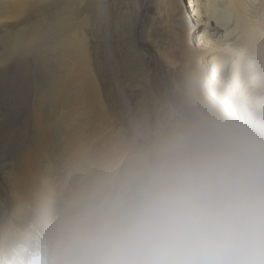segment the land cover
<instances>
[{"label": "clouds", "instance_id": "9594fccd", "mask_svg": "<svg viewBox=\"0 0 264 264\" xmlns=\"http://www.w3.org/2000/svg\"><path fill=\"white\" fill-rule=\"evenodd\" d=\"M0 264H264V131L134 136L73 162Z\"/></svg>", "mask_w": 264, "mask_h": 264}, {"label": "bare ground", "instance_id": "6f19581e", "mask_svg": "<svg viewBox=\"0 0 264 264\" xmlns=\"http://www.w3.org/2000/svg\"><path fill=\"white\" fill-rule=\"evenodd\" d=\"M69 1L0 0V82L14 86L20 74L7 72L10 69L20 71L24 55L32 50L36 51L46 36L48 42L45 47L50 60H58L61 57L63 61L61 79L57 75V80L50 78L51 83L48 80V84L46 83L48 86H44V83L40 86L41 78L33 80L41 81L37 84L38 90L32 97L37 99L42 107L41 105L38 107V103L34 102L32 110L30 109L34 111V115L38 111L40 113L42 109L56 114L55 118H59L58 125L52 123L50 125L52 127L45 129L47 128L44 127L45 123L43 126L39 123L36 125L38 130L34 139L31 138L33 141H13V137L12 141H0V253L7 249L17 226L38 211L52 196L73 162L103 151L98 145L92 142L88 145L86 141V127L95 120L93 118L102 107V103L98 101L100 90L91 71L73 77L70 53L76 45L84 48L86 39L83 31L77 39L73 35ZM88 1H82L81 10L85 13L88 12ZM103 1L97 2L101 13ZM188 2H193L192 11H195V17L197 16L195 22L207 25L206 42L213 40V44L220 46L217 48L220 55L214 58V66L225 63L228 57L232 69L227 73L234 82L238 78L243 79L241 83L244 91L243 94L236 95L240 98L234 104L237 112H229L224 105L214 101L215 98L223 103L224 95L214 86L204 84V79H200L204 75L196 74L195 78L186 84V100L193 101L202 113L193 109L194 111H191L193 123H183V130H201L209 127V124L227 123L264 131V107L257 110L256 115H249L247 120L241 118L245 113L243 107L253 105V99L259 97L257 100H261L262 106L264 104V0H188ZM155 5L160 6L158 25L169 32L173 45L180 46L178 49L181 57L186 62H197L203 54L198 47H202L205 42L198 39V47L191 46L189 33L193 28V21L182 11L186 5L180 0H159L155 1ZM91 18L86 15L85 23L81 21V25L83 27L89 25V29L93 30L94 18ZM162 56L164 58V55ZM54 67L48 66L49 71L55 73ZM215 71L217 76H223L226 68H214L213 74ZM130 79L133 82L141 80L134 72H130ZM15 95L21 96L20 93ZM231 97L233 101L234 96ZM1 100L0 126L10 114L7 112L8 101L5 98ZM25 103L22 100L21 105ZM123 116L128 118L130 111L127 109ZM158 116L156 111L150 114L149 121L152 125L158 121ZM137 128V126L133 128V137L141 136ZM15 130L18 131L17 128Z\"/></svg>", "mask_w": 264, "mask_h": 264}, {"label": "rangeland", "instance_id": "374dc122", "mask_svg": "<svg viewBox=\"0 0 264 264\" xmlns=\"http://www.w3.org/2000/svg\"><path fill=\"white\" fill-rule=\"evenodd\" d=\"M82 1H69L73 35L77 39L83 31L86 39L84 48L78 45L73 47V52L70 53V66L73 77L82 76L87 71L94 74L100 90L98 101L102 103V107L97 110L93 118L95 120L86 127L88 145L92 142L103 151L116 147L133 138L132 131L135 126L138 127L141 136L183 130L184 124L193 123L191 111L202 113L193 101L186 100V84L198 73L205 76L200 78L204 79V84L214 86L224 95L223 103L215 98L214 101L224 105L229 112H237L234 104L240 99L236 95L243 94L244 88L241 83L243 79L232 81L230 74L227 73L232 69L228 57L225 63L214 66V58L220 55L217 52L220 46L213 44V40L206 42L207 25L203 23L199 25L195 22L197 16L195 17V11H192L193 2L180 0L186 5L182 10L184 15L189 16L193 21L189 42L195 48L198 47V39L205 43L202 47H198L201 48L202 57L197 62L190 63L181 57L178 49L180 46L173 45L169 32L158 25L160 6L155 5V1L159 0H104L102 13L97 4L99 0L88 1L87 13L81 10ZM86 15L88 18H94L93 30L89 29V25L85 27L81 25L82 22L85 23ZM47 37L43 38L42 44L40 43L36 51L32 50L24 55L20 71L10 69L7 72L10 74L19 72L20 77L17 78L25 79H17L15 87L10 83L0 82V102L5 98L8 101L7 112H10L4 119L5 122L1 123L0 141H12L13 138V141H33L31 138L34 139L38 130L36 125L39 123L42 126L45 123L44 127L47 126L45 129L52 127L50 126L52 123L58 125L59 118H55L56 114L42 109L41 114L38 111L34 115V111H31L34 102L38 103V107L40 105L42 107V104L32 97L38 90L37 84L42 81L40 86L43 83L45 86L48 81L50 82V78L57 80L56 75L59 79L63 77L61 57L58 60H50V55L46 53ZM154 57L159 58L157 60ZM52 65L55 66V73L49 71L48 66L52 67ZM214 68H226V72L223 76H217L216 71L213 74ZM130 72L136 73L141 80L133 82L130 79ZM40 78L41 81H33ZM230 81L232 83H229ZM16 93H20L21 96H16ZM209 94L211 95V92ZM231 96H234L233 101ZM258 98L253 99V105L248 104L243 107L245 113L241 118L247 120L249 115H256L257 110L264 107V104L261 105V100H257ZM22 100L26 102L25 105H21ZM127 109L130 111L128 118L123 116ZM155 111L159 115L158 121L152 125L149 121L150 114ZM6 120H9L8 123ZM201 121L203 122L202 119ZM13 128H17L18 131ZM55 129L54 131H57Z\"/></svg>", "mask_w": 264, "mask_h": 264}]
</instances>
